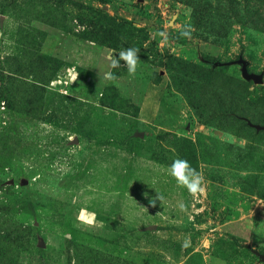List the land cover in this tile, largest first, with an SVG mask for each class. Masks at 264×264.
I'll return each mask as SVG.
<instances>
[{
    "label": "rangeland",
    "instance_id": "obj_1",
    "mask_svg": "<svg viewBox=\"0 0 264 264\" xmlns=\"http://www.w3.org/2000/svg\"><path fill=\"white\" fill-rule=\"evenodd\" d=\"M240 58L264 75V0H0V264H264V80Z\"/></svg>",
    "mask_w": 264,
    "mask_h": 264
},
{
    "label": "clouds",
    "instance_id": "obj_2",
    "mask_svg": "<svg viewBox=\"0 0 264 264\" xmlns=\"http://www.w3.org/2000/svg\"><path fill=\"white\" fill-rule=\"evenodd\" d=\"M160 35L163 36L162 33ZM180 35L184 38L190 39L192 35L191 28H184L181 30ZM138 53L139 49L136 48L122 49L115 58L111 59V68L115 69L121 67V61H123V66L126 67L129 75H134L137 71L140 59ZM105 78L108 80H114L116 79V76L112 72H109L106 74ZM168 174L176 181L178 186L186 189L191 195H198L204 190L206 183L205 178L186 159L177 158L173 160L171 165L168 166ZM162 199V196L157 195L150 199V203L155 207ZM181 207H183L182 204Z\"/></svg>",
    "mask_w": 264,
    "mask_h": 264
},
{
    "label": "water",
    "instance_id": "obj_3",
    "mask_svg": "<svg viewBox=\"0 0 264 264\" xmlns=\"http://www.w3.org/2000/svg\"><path fill=\"white\" fill-rule=\"evenodd\" d=\"M143 0H139V2H142ZM235 64H238L241 66V73L243 79H245L248 82H254L257 85H262L264 80V75H256V74H250L249 73V64L247 61H245L243 58H240ZM255 129L259 131H264V127L262 126H253Z\"/></svg>",
    "mask_w": 264,
    "mask_h": 264
},
{
    "label": "trees",
    "instance_id": "obj_4",
    "mask_svg": "<svg viewBox=\"0 0 264 264\" xmlns=\"http://www.w3.org/2000/svg\"><path fill=\"white\" fill-rule=\"evenodd\" d=\"M54 21H56V19H54Z\"/></svg>",
    "mask_w": 264,
    "mask_h": 264
}]
</instances>
